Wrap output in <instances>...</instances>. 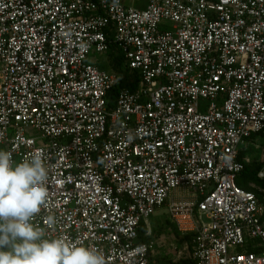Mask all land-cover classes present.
<instances>
[{
    "label": "built area",
    "instance_id": "1",
    "mask_svg": "<svg viewBox=\"0 0 264 264\" xmlns=\"http://www.w3.org/2000/svg\"><path fill=\"white\" fill-rule=\"evenodd\" d=\"M111 52L134 89L89 62ZM261 133L264 0H0V150L42 157L45 238L159 264L141 229L166 206L194 264H264L262 204L238 183Z\"/></svg>",
    "mask_w": 264,
    "mask_h": 264
},
{
    "label": "clouds",
    "instance_id": "2",
    "mask_svg": "<svg viewBox=\"0 0 264 264\" xmlns=\"http://www.w3.org/2000/svg\"><path fill=\"white\" fill-rule=\"evenodd\" d=\"M47 175L40 155L14 164L12 153L0 150V264H106L96 249L45 238L34 223L46 204Z\"/></svg>",
    "mask_w": 264,
    "mask_h": 264
},
{
    "label": "rangeland",
    "instance_id": "3",
    "mask_svg": "<svg viewBox=\"0 0 264 264\" xmlns=\"http://www.w3.org/2000/svg\"><path fill=\"white\" fill-rule=\"evenodd\" d=\"M115 56L114 52L106 55L91 54L89 62L99 66L108 73H113L115 70L112 66V59ZM261 141L262 138L260 137L256 139V142H252L246 147L244 146V157L247 159V179L243 184L246 188L254 190L258 194L264 211V178L258 176L259 172L264 171V152L263 146L261 147ZM167 218L166 206L159 209L150 218L153 229L164 227V229L153 230V234L150 237L147 236L148 240L153 243L155 263L170 264V262L192 259V251L187 244V239L178 235L172 223L167 221Z\"/></svg>",
    "mask_w": 264,
    "mask_h": 264
},
{
    "label": "trees",
    "instance_id": "4",
    "mask_svg": "<svg viewBox=\"0 0 264 264\" xmlns=\"http://www.w3.org/2000/svg\"><path fill=\"white\" fill-rule=\"evenodd\" d=\"M124 65H125V60L122 56L116 55L115 58L112 59V66H113L114 70L121 73L122 86L130 87V88L134 89L137 86V82L139 80V77L135 73L131 74L129 69L125 68ZM114 96H115V93H114L113 98L110 102V106H113ZM240 157H241V159H243L242 158L243 157L242 152L240 154ZM246 179H247V164H246L244 172L238 178V183L243 188H245L247 190H251V189L246 188L243 184ZM145 231H146V229L144 227L141 230V238H140L141 242H146L148 240V238L145 237ZM170 264H194V261H193V259H190V260H184V261H179V262H170Z\"/></svg>",
    "mask_w": 264,
    "mask_h": 264
},
{
    "label": "crops",
    "instance_id": "5",
    "mask_svg": "<svg viewBox=\"0 0 264 264\" xmlns=\"http://www.w3.org/2000/svg\"><path fill=\"white\" fill-rule=\"evenodd\" d=\"M123 2L128 5V6H132V7H136V8H145L148 4V0H123ZM262 138V141H261V147L264 145V133H261V134H258V135H255L253 136L248 142L247 144H245L244 146L246 147L248 144H251L252 142H256V139L257 138ZM244 146H242L241 148V152L243 154V159L247 160L245 157H244ZM263 148V147H262ZM249 155V154H248ZM162 209V208H161ZM167 209V208H166ZM168 221V220H167ZM145 227L146 231L148 228H150L152 231L153 230H158V229H164V227H159L157 229H153L152 226H151V223L149 221L148 225H143L142 229ZM174 227V226H173ZM141 229V230H142ZM175 229V228H174Z\"/></svg>",
    "mask_w": 264,
    "mask_h": 264
}]
</instances>
